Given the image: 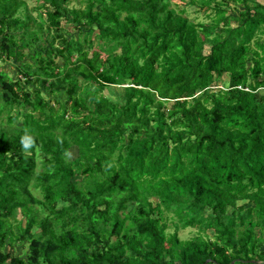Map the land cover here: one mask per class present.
<instances>
[{
    "label": "trees",
    "instance_id": "trees-1",
    "mask_svg": "<svg viewBox=\"0 0 264 264\" xmlns=\"http://www.w3.org/2000/svg\"><path fill=\"white\" fill-rule=\"evenodd\" d=\"M33 1L0 0V264H264V0Z\"/></svg>",
    "mask_w": 264,
    "mask_h": 264
},
{
    "label": "rangeland",
    "instance_id": "rangeland-1",
    "mask_svg": "<svg viewBox=\"0 0 264 264\" xmlns=\"http://www.w3.org/2000/svg\"><path fill=\"white\" fill-rule=\"evenodd\" d=\"M28 1V3H29V6L30 7H32L35 3H34V1L33 0H27ZM173 3H175V4H179V5H183L182 4V2L183 1H181V0H171ZM226 9H227V11L228 12H231V11H233V12H235V13H237L238 12V10H240V9H242V5L241 4H239V5H236L232 0H230L229 1V5H227V6H224ZM232 9V10H231ZM188 13H187V16L190 18V19H193V20H196V21H199V20H201V19H203V20H205V17H204V15L200 12V13H198V12H194V9L193 8H189L188 9V11H187ZM70 19H71V17H70V15L69 16H67L66 18H64L62 21H61V28H63L64 29V35H66V37L68 38V37H70L71 35H73L74 37H76L77 36V34H78V31H76L74 28H73V26H72V23L70 22ZM260 39L262 40V41H264V34L260 37ZM207 50V49H206ZM56 61L58 62V63H60L61 62V60H60V58L59 57H57L56 58ZM0 68H2V69H4V70H6L7 72H14L13 70H14V66H13V63H10V62H3V63H1L0 64ZM218 84H219V86H222L221 85V83H220V81H218ZM113 87H108L105 91L103 90V93L106 95V96H109V97H112V98H114L115 100H116V98H115V96H114V90L112 89ZM118 102H120L119 100H118ZM16 122V124H20V120L18 119V120H16L15 121ZM76 155H77V153H76V148H70L67 152H66V157H67V159L68 160H72V159H74L75 157H76ZM38 194V193H37ZM150 200H152L153 202H155L156 201V199L155 198H151ZM245 200H238L237 201V204H241V203H243ZM59 206H61L62 205V202H59V204H58ZM230 211H231V207L230 206H227V212L228 213H230ZM206 212H210V210H206ZM17 219H20L21 218V215H20V213L18 212V214H17ZM170 218V217H169ZM169 218H167V220H166V223H168V224H170V219ZM35 230H37V229H33V231H35ZM173 231V227L172 226H169L168 228H167V232H172ZM179 233V237H180V239L181 240H186V239H189V238H191L192 236H194L196 233H198V229H197V227H189V228H186V229H182V230H179L178 231ZM205 234H207V236H209V237H211L212 235H213V231L211 230V229H206V231H205ZM16 250H15V253L17 254V255H20L21 257H26V253H25V251H24V249H22L21 248V246L20 245H16V248H15ZM263 249H264V246H263ZM241 259V258H240Z\"/></svg>",
    "mask_w": 264,
    "mask_h": 264
},
{
    "label": "clouds",
    "instance_id": "clouds-1",
    "mask_svg": "<svg viewBox=\"0 0 264 264\" xmlns=\"http://www.w3.org/2000/svg\"><path fill=\"white\" fill-rule=\"evenodd\" d=\"M23 146H24L25 149L31 148L32 147V141L30 139L29 140H25L23 142Z\"/></svg>",
    "mask_w": 264,
    "mask_h": 264
},
{
    "label": "water",
    "instance_id": "water-1",
    "mask_svg": "<svg viewBox=\"0 0 264 264\" xmlns=\"http://www.w3.org/2000/svg\"><path fill=\"white\" fill-rule=\"evenodd\" d=\"M250 262H254V261H250ZM233 263H234V261H231V262H230V264H233Z\"/></svg>",
    "mask_w": 264,
    "mask_h": 264
}]
</instances>
